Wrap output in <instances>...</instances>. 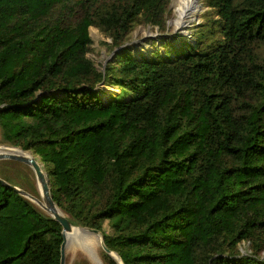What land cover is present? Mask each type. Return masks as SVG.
<instances>
[{"label": "trees", "instance_id": "16d2710c", "mask_svg": "<svg viewBox=\"0 0 264 264\" xmlns=\"http://www.w3.org/2000/svg\"><path fill=\"white\" fill-rule=\"evenodd\" d=\"M169 2L0 0L3 139L40 156L73 225L125 264H264V0H209L206 50L124 47L104 69L87 55L91 25L119 46ZM62 230L0 181V264H61Z\"/></svg>", "mask_w": 264, "mask_h": 264}, {"label": "rangeland", "instance_id": "374dc122", "mask_svg": "<svg viewBox=\"0 0 264 264\" xmlns=\"http://www.w3.org/2000/svg\"><path fill=\"white\" fill-rule=\"evenodd\" d=\"M199 1L203 5L204 10L200 15V19L193 23L192 26H188L183 29H177L175 27L174 22L177 15V7L174 6L175 0H170L164 14V25L160 26L155 22L138 19L133 23L131 31L127 34L123 43L119 46L114 44L113 37L109 33L105 32L97 25H91L89 27V32L92 38V43L89 46L87 55L98 69H104L105 64L108 61L115 59L117 52L122 51L124 47H129V49L135 54H138V52L149 53L156 49H159L164 53L167 47L165 45L166 42H171L176 46H180V44L185 41L192 44L198 50H206L212 41L220 39L219 33L215 31L216 25L213 27L212 24V22L219 17L216 9L209 5V0ZM207 29L213 30L216 34L212 35L209 32H203V30ZM258 50L260 51V54L264 56V47L262 46L258 48ZM101 88L105 91L106 96H115L120 93V88L116 85L103 83ZM0 146H6L14 149L22 148L20 145H14L4 141L1 127ZM25 151L30 152L39 160L43 166L44 172L48 174L49 178V173L45 168L44 163L41 161L40 156L32 150ZM0 177L7 182H9L7 180L9 179L14 182L13 185L29 192L33 196L42 198L36 173L28 164L14 159H1ZM28 199L47 213L37 202L30 198ZM59 208L62 210L60 206ZM64 214L68 216L65 212ZM106 229L110 230L107 224ZM101 233L103 235L102 231ZM262 236L264 238V231L262 232ZM84 240L82 244L81 241H71L68 244L66 248V264H105L103 259L104 250L100 246L98 238L96 236H89ZM239 250L241 254L251 253L252 245L249 241H244L239 245ZM259 255L261 258H264V248L261 250Z\"/></svg>", "mask_w": 264, "mask_h": 264}, {"label": "water", "instance_id": "95a60500", "mask_svg": "<svg viewBox=\"0 0 264 264\" xmlns=\"http://www.w3.org/2000/svg\"><path fill=\"white\" fill-rule=\"evenodd\" d=\"M0 148L4 149L3 151L0 152V160L1 159H14V160H18V161L28 164L35 171L38 182L40 181L42 183V191H41L42 198H38L30 194L29 192L15 185L10 184L9 182H7L6 180L0 177V181L3 184L7 186H11L19 194L37 202L39 206H41V208H43L47 212L48 215H50L55 220L61 223L63 227V230H62L63 242L61 245V264H66V248L68 244L70 243L67 235L69 232H72L75 228L81 229L82 232L86 234L88 237L96 236L98 238L100 246L106 253H108L113 258H115V260L119 264H125L122 258L120 257V255L114 250H111L107 246L101 231H99L96 228L73 225L70 218L64 214V212L59 208V206L55 202L53 195L51 193V186H50V180L48 178V174H45L42 164L39 162V160L35 156H33L30 152L25 151L22 148L20 150L25 152L24 154H20V153L13 151L14 148H9L6 146H0Z\"/></svg>", "mask_w": 264, "mask_h": 264}, {"label": "bare ground", "instance_id": "6f19581e", "mask_svg": "<svg viewBox=\"0 0 264 264\" xmlns=\"http://www.w3.org/2000/svg\"><path fill=\"white\" fill-rule=\"evenodd\" d=\"M174 6L177 7V15L174 22V25L177 29H183L188 26H192L193 23L200 19V15L204 10L203 5L199 0H175ZM3 150L4 149L0 148V152ZM13 151L20 154L25 153L20 149H14ZM39 188L42 191V183L40 181ZM67 237L70 242L81 241L82 244L85 241L84 239H86L88 236L84 234L81 229L75 228L72 232L68 233Z\"/></svg>", "mask_w": 264, "mask_h": 264}]
</instances>
